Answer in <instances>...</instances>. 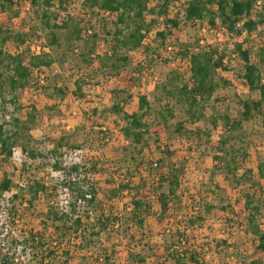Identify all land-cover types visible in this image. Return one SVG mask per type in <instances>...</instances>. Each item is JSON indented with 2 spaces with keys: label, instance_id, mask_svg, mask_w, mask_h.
Returning a JSON list of instances; mask_svg holds the SVG:
<instances>
[{
  "label": "trees",
  "instance_id": "trees-1",
  "mask_svg": "<svg viewBox=\"0 0 264 264\" xmlns=\"http://www.w3.org/2000/svg\"><path fill=\"white\" fill-rule=\"evenodd\" d=\"M7 5L12 9L15 7V17L5 21L13 24L19 20V25L13 32L8 27L5 29V25L0 27V100L3 103H6L4 94L8 92L7 88L10 93L27 88H44L40 81L44 77L45 82L47 71L61 68L62 64L68 63V54H73L79 58L76 64L79 70L88 72L95 69L106 80L119 85L108 112L121 123L120 132L125 144L138 150L133 152L137 151L139 156L145 154L150 148L152 135L153 141L159 144L161 133L173 128L182 140L195 144L197 140H205L202 146L215 147L211 175L223 172L236 178L238 169L244 168V165L237 167L233 155L227 156L226 137L215 140L217 119H210V130L198 126L201 122H207L204 110L217 90L231 83L230 77L221 74L230 71L225 49L202 45L201 40L193 48L183 49L177 60L186 66L188 79L180 71V65L171 68L164 79L155 85L152 95L138 92V108L132 113L125 111L128 101L118 100L116 96L125 93L130 98L132 91L143 84L144 77L153 68L150 64L153 60L152 33L166 42L176 30L186 26H204L232 40V53L244 62L239 78L252 93L258 94L256 99L241 101L240 118L231 121L229 116H225V126L238 130L243 121L251 120L254 115L264 118V48L259 51V66L251 63L250 52L244 48L246 35L264 30V0H186L184 4L182 0H0L1 11L6 12ZM181 5L183 10L179 11L177 8ZM23 7L26 9L25 15ZM35 12L38 21L33 22L37 23L40 32H37V27L27 23L28 16L30 20L34 19ZM35 39L43 41L41 45L47 51L34 53L31 47ZM175 46H178L177 43H170L168 47ZM55 51L61 54L58 60L54 58ZM135 53L141 54V57L133 63L131 56ZM154 58L160 57L155 54ZM79 70H72L79 74L74 81L75 88H56L53 93L55 99L67 101L83 97L85 81L81 79ZM17 101L18 97L14 101L15 109H18ZM177 108L184 112L186 119L173 125L170 120L176 117ZM35 113L36 108L31 106L25 119L17 117L12 124H0V163L11 161L17 147L21 149L24 162L28 160L32 164L43 156L31 147L32 143L39 144L31 135L37 117ZM94 113H98V110ZM155 115L158 122L151 123ZM154 124L155 131L151 132ZM53 141L57 142L49 149V159L52 158L53 163L42 171L51 177L56 175L51 183L34 176L16 185L7 174L0 181V209H6L11 227L0 239V264H57L62 258L64 264H71L74 254L92 256L93 251L100 252L97 262L119 264L115 260L119 247L112 242L127 236L135 245L126 251L124 264L209 263L208 253L190 241L187 231L181 229L174 231L176 239L164 245V252L157 261L149 260L143 251L137 250L140 246L142 250L146 246L152 249L148 242L144 243L148 232L152 234V227L147 221L157 218L162 225L163 220L170 217V210L182 204L185 194L183 181L186 165L174 159V152L167 145L164 149L159 147L162 155L159 160L145 164L144 161L141 163L142 158L139 159V172H136L139 175L126 169L125 174L118 177L119 182L109 183L111 194L104 203L99 200L96 179L99 173L104 172L99 162L91 158L85 161L80 155H76L74 161H69L68 155L57 153L64 138L54 137ZM197 144L201 145V142ZM83 150L74 147L73 153L78 154ZM125 150L131 149L127 146ZM135 158L133 161H137ZM258 168L259 177L263 179L264 163H260ZM23 172L22 176L30 173L28 170ZM251 173L245 170L241 177L252 181ZM237 183L238 187L243 184ZM119 194L130 197V203L124 209L116 206L115 198ZM245 198L244 209L249 212L246 225H249L256 254H262L261 258H253L248 264H264V230L255 221L260 208L255 207L253 211V196L247 193ZM42 201L46 202L47 208L38 211ZM155 203L159 211L155 210ZM30 209H35L31 216L37 212L43 216L38 223L39 229L15 226L16 222L18 225L27 217ZM196 220L203 219L200 216L191 217L190 223L196 224ZM134 232L140 233L139 236ZM106 240L112 244L109 250L105 247ZM244 252L232 254L237 261L247 264L248 258ZM212 261L210 264H216Z\"/></svg>",
  "mask_w": 264,
  "mask_h": 264
},
{
  "label": "rangeland",
  "instance_id": "rangeland-1",
  "mask_svg": "<svg viewBox=\"0 0 264 264\" xmlns=\"http://www.w3.org/2000/svg\"><path fill=\"white\" fill-rule=\"evenodd\" d=\"M184 2L186 0H182L183 4ZM6 7V12L1 11L0 8V27L5 25V29L8 27L10 32H13L17 29L19 20H15L13 24L5 21L7 18L14 19L15 17V7L14 9L9 5ZM177 9L182 11L183 6L181 5ZM24 11L26 9L23 7V14ZM33 16L34 19L32 20L28 16L27 23L39 29L37 23L33 22L38 21L36 12ZM40 31L41 29L37 30V32ZM42 34L46 35L44 31ZM245 37L244 48H247L250 52V61L259 66V51L264 48V30L262 32H253ZM200 40L202 45H214L225 49V54L229 56L230 71L221 72V74L225 77H230L231 83L229 86H222L217 90L204 110L208 119L207 122H201L198 126L210 130L212 129L210 119H217L218 128L214 132L215 140L226 137L228 141L226 145L227 156L233 155V158L237 161V167L238 165H244V168L238 169L236 178L232 175H225L223 172L211 175V171L214 168L213 155L215 147L210 145L202 146L205 140L203 142L197 140V143L201 142V145L182 140L173 128L161 133V142L159 144L153 141L154 135H152L150 148L145 154L139 156L138 150L134 146L125 144L124 137L120 132L121 123L108 112L115 99V91L119 85L106 80L103 75L96 73L95 69L88 72L79 70L76 65L79 63V58L73 54H68V60L66 59L68 63L62 64V67L57 68L56 71H47L44 88L37 87L40 89V93L37 94L35 91H30V88L10 93L7 88L8 92L4 94L6 103L0 100V124H12V120L17 117L25 119L28 109L31 106L36 108L35 115L37 117L35 124L32 125L31 135L39 141V144L32 143L31 147L37 149V152L43 155L35 163L31 164L28 160L24 162L25 158L22 156L21 149L17 147L11 161L5 164L0 163V181L7 174L16 185L20 184L22 180H27L34 176L43 178V180L51 183L52 178L56 175L54 174L51 177L46 171H42L45 168H49L50 164L53 163L52 158L49 159L51 156L49 149L52 145H57V142L53 141L54 137H63L64 141H62V146L58 147V154L60 153L62 156L68 155L67 160L69 161H74L76 155L82 156L85 161L91 158L92 161H98L99 165L104 169V172L99 173L96 179L99 187V200L105 203L111 194L110 189L112 188L108 186L109 183L112 181L119 182L118 177H122L126 169L131 170L134 175H139L140 173L136 174V172H139L137 167L141 158V163L144 161L145 164L159 160L162 156L159 147L164 149L165 145H167L170 151L174 152V159L186 165L183 181L185 194L182 204L170 210V217L164 219L162 225L157 218H150L147 221V224L152 227V234L148 232V237L144 243L148 242L152 249L146 246L142 250V246H140L137 250L143 251L149 260L157 261L159 255L164 252V245H168L176 239L177 235L174 234V231L181 229L182 231H187L190 241L208 253V264L212 263V260L216 264H243L240 260L237 261V257L233 256V254H244V251H246L245 257L248 258L247 264L253 258H261L262 254H256L253 238L248 231L249 225H246V223H248L249 212L244 208L245 195L248 193L253 196L251 209L260 208V212L256 213L255 221L264 230V178L261 179L259 177L258 168L260 163H264V118L260 115H254L251 120L243 121L241 128L238 130H230L224 124L223 118L225 116H229L231 121L240 118L242 100L247 98L256 99L258 97V94L252 93L246 83L239 78V75L243 72L244 62L240 57L232 53L234 47L232 40L228 36L219 35L218 32L208 30L204 26H186L176 30L172 36L168 37L166 42L161 37H157L156 33H152L150 41L152 45L151 57L153 56L151 59L153 60L150 64L153 68L144 77L143 84H140V87L138 86L137 89L132 91L130 98L125 93H119L117 94L119 96L116 97H118V100L128 101V105L125 104V111L132 113L138 108V92L149 96L152 95L155 85L164 79L171 68H177L176 66L180 65V71L185 73V78L188 79L186 66L179 64L177 59L183 49L193 48ZM39 43L41 44L43 41L35 39L33 42V44L37 45ZM170 43H177L178 46L170 48L168 47ZM53 54L56 60L61 57L58 51ZM155 54H158L160 58H154ZM131 57L133 63H135L140 59L141 54L135 53ZM74 69L80 71L81 79L85 81L83 97L67 100L66 102L60 101L58 98L55 99L53 93L56 88H75L74 81L79 74L73 73L72 70ZM17 97L18 109H15L14 101ZM150 100L153 101V98L150 97ZM154 106L157 108V105ZM96 110H98V113L95 114L94 111ZM175 112L176 117L170 120V123L175 125L180 121H185L186 116L182 110L177 108ZM153 118L151 123L158 122L157 117L155 121H153ZM155 125H153L151 132L155 131ZM185 125L190 127L188 124ZM127 146L130 147V151L125 150ZM74 147H77V149L83 148L84 150L75 154L73 153ZM134 150L137 151L133 152ZM134 157H136L137 161H133ZM223 164H225V161H223ZM23 169L28 170L30 173L22 176L24 173ZM245 170L252 172L250 175L252 181H246L247 178L241 177ZM237 181L243 184L238 187ZM255 182L256 184L253 186L252 184ZM13 191H16V188H13ZM129 201L130 197L124 194H119L118 198H115L116 206L119 209L126 208V205L130 203ZM38 207V211H45L47 208L46 202H40ZM154 207L155 210L159 211L157 203L154 204ZM209 207L212 208L209 209ZM29 211V214L25 211L27 217L18 225L16 222L15 226L22 227V229L25 227L39 229L38 223L43 217L41 212L31 216L34 214L35 209H30ZM198 216L203 220H196V224H191V217ZM225 219H227V222ZM226 223L227 226L225 225ZM134 233L137 236L140 234L138 232ZM103 238L105 237L103 236ZM223 240L226 241L224 242ZM104 242L105 247L108 250L111 249L112 244L107 240ZM112 243L119 247L115 260L119 264H124L125 253L130 247L135 245L134 242H131L130 237L127 236L116 238ZM75 250L76 248L73 251L75 252ZM74 255L71 264H102L96 261L100 255L99 251H93L92 256H85L82 253ZM232 256L234 259L231 258ZM57 264H64V258L59 260Z\"/></svg>",
  "mask_w": 264,
  "mask_h": 264
},
{
  "label": "built area",
  "instance_id": "built-area-1",
  "mask_svg": "<svg viewBox=\"0 0 264 264\" xmlns=\"http://www.w3.org/2000/svg\"><path fill=\"white\" fill-rule=\"evenodd\" d=\"M219 35H221L219 33ZM32 51L34 53H40V51H47V48L45 47H42V45L39 43L38 45L37 44H33L32 47H31ZM41 84H44V77L43 79H41ZM31 91H35V93L37 92L40 93V90H36V88H31ZM11 227H10V224L8 222V215H7V212H6V209H0V239H2L5 235V233L10 230Z\"/></svg>",
  "mask_w": 264,
  "mask_h": 264
},
{
  "label": "crops",
  "instance_id": "crops-1",
  "mask_svg": "<svg viewBox=\"0 0 264 264\" xmlns=\"http://www.w3.org/2000/svg\"><path fill=\"white\" fill-rule=\"evenodd\" d=\"M110 82H113V81H110ZM117 84V83H116ZM30 91H31V89H30ZM66 102V101H65ZM64 103V102H63Z\"/></svg>",
  "mask_w": 264,
  "mask_h": 264
}]
</instances>
